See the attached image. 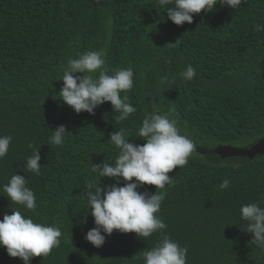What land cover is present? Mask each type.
<instances>
[{
  "label": "trees",
  "instance_id": "1",
  "mask_svg": "<svg viewBox=\"0 0 264 264\" xmlns=\"http://www.w3.org/2000/svg\"><path fill=\"white\" fill-rule=\"evenodd\" d=\"M157 8V0H0V136L13 137L0 159V220L20 211L62 231L60 246L31 264H144L143 251L161 233L114 231L96 248L84 238L95 227L84 194L89 184L116 183L92 165L114 164L119 150L109 139L120 129L130 142L146 143L137 133L154 108L176 119L196 149H249L264 138V30L256 31L264 26V0L217 5L182 26ZM98 50L109 75L134 71L133 88L121 93L136 109L126 120L110 102L94 115L77 114L58 95L69 61ZM188 65L196 71L191 81L180 75ZM60 125L70 133L62 146L50 144ZM29 144L40 148L39 175L26 167ZM14 174L34 191L35 210L7 198L3 185ZM168 175L174 180L158 190L165 197L158 215L164 234L188 248L186 264H264V249L252 242L240 211L251 203L264 207V155L224 159L195 150ZM225 179L230 187L221 190ZM0 264L24 262L0 247Z\"/></svg>",
  "mask_w": 264,
  "mask_h": 264
},
{
  "label": "clouds",
  "instance_id": "2",
  "mask_svg": "<svg viewBox=\"0 0 264 264\" xmlns=\"http://www.w3.org/2000/svg\"><path fill=\"white\" fill-rule=\"evenodd\" d=\"M244 0H157L158 10L164 8L167 18L175 25L192 24L194 14L202 11L212 12L217 5L236 9ZM264 30L257 25L256 31ZM99 73L98 76L93 74ZM82 75H75V74ZM104 52L87 51L77 59L69 61L62 78L63 87L59 92L62 101L77 114L87 112L95 114L100 105L110 102L114 112H119V120H126L136 109L128 103L129 97L121 93L133 88L134 71L131 67L117 69L109 75ZM184 80L191 81L196 76L193 66L188 65L180 73ZM70 133L65 125L52 130L49 143L62 146L65 136ZM138 137L146 143L130 142L127 130L120 129L110 136L119 154L114 164L107 161L93 164V172H99L104 178H112L116 183L100 187L88 185L84 194L94 217L95 227L88 230L85 240L96 248L106 243V237L114 231L122 234L135 233L139 238L151 237L161 233V240L155 247L143 251L144 264H186L188 248L164 234L167 228L158 213L164 200L163 190L174 178L168 174L177 167L188 163L196 150V143L182 135L176 119L168 114H159L154 110L147 114L139 128ZM12 136H0V159L7 156ZM32 155L27 159V170L39 175L42 168L40 148L32 144ZM124 183L120 186V180ZM144 185L155 186V193L139 191ZM221 190L230 187L225 179ZM3 191L11 203L22 205L29 210L37 207L34 191L28 187L24 176L14 174ZM241 218L246 221L248 233L258 247L264 249V207L251 203L241 207ZM86 223V220L84 221ZM62 231L58 226L34 222L20 211L5 214L0 220V247L6 249L11 258H19L24 264H31L35 257H47L54 248L60 246Z\"/></svg>",
  "mask_w": 264,
  "mask_h": 264
},
{
  "label": "water",
  "instance_id": "3",
  "mask_svg": "<svg viewBox=\"0 0 264 264\" xmlns=\"http://www.w3.org/2000/svg\"><path fill=\"white\" fill-rule=\"evenodd\" d=\"M199 154L206 155L208 153H214L222 158H232V157H248L250 159L257 155H264V138L261 139L256 145L249 149H244L231 145H219L214 149H196Z\"/></svg>",
  "mask_w": 264,
  "mask_h": 264
}]
</instances>
